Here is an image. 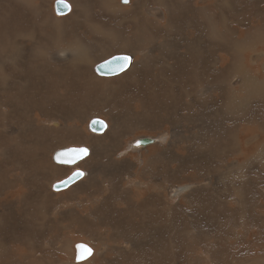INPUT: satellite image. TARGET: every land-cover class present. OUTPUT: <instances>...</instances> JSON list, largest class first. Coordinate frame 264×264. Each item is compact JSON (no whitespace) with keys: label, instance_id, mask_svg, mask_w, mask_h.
<instances>
[{"label":"bare ground","instance_id":"bare-ground-1","mask_svg":"<svg viewBox=\"0 0 264 264\" xmlns=\"http://www.w3.org/2000/svg\"><path fill=\"white\" fill-rule=\"evenodd\" d=\"M56 1H52L53 14L59 21L55 25L61 27L67 22L74 21L77 15L80 16L83 22L81 27L83 42L71 41V34L64 30L46 37L43 28L41 29L38 52L42 55V60L38 67L47 70L42 79V89L46 90L42 101L44 104L54 101L61 108L76 107L77 111L67 109L64 115L70 117L68 120L51 117V115L41 116L38 113L33 115L36 108L33 109L34 112L28 114V116L33 115V119L29 118L30 124L33 122L38 129L54 131L58 134L57 145L48 156L54 171L58 170L59 177L38 176V173L34 172L36 178L32 180L39 181V183L26 182L27 173L32 172L28 171L24 165V159L27 158L24 152H19L23 155L19 182L15 183L16 181L10 176V172L16 168L8 169L0 166V197L4 190H8L12 197L6 203L10 206H17L16 194L22 193L21 197L28 207L22 208L27 217L24 229L26 231L29 229L30 221L36 226L35 232L28 238H23L21 242L10 241L9 249L14 254L11 257V264H75L72 260L69 263L67 261L73 258V247L69 244V239L64 238L66 230L72 233V237L80 240L85 239L86 236L91 237L90 241L96 242L97 246L100 245L98 250H103V260L110 254V260L121 264L122 259L116 256L115 252L118 250L126 253L133 252L135 256H138L141 254L140 250L144 241L141 244L138 236L135 235L136 231L142 225L151 229L159 223L164 224V232L160 236L166 239L170 237V239L158 246L170 256L173 248L175 249L173 215L175 208L178 207L170 201L181 194V190L185 188L184 183L178 184V182L175 185V174L184 177L183 172H186L192 165L191 158H189V147H192L190 144L192 145V141L199 140L201 137L198 131L193 133L194 136H189L194 128L190 127V117L207 113H210L215 121L218 120L217 130L221 127L223 132H226V134L224 132L226 138L221 135L223 138L219 141L215 140L218 144L210 146V149L206 146L202 148L198 144V151L203 153L213 148L212 152L218 149L225 153L226 158L233 157V160L225 167L223 174L216 178L214 176L215 180L212 179L213 177L208 179L209 175L204 173L209 183L216 184L218 187L223 182L233 189L232 195H228L227 189H222L226 191L225 202L221 201L222 199L215 201L217 209H223L227 203H233L235 200L240 205L239 214L232 216L235 220L229 221L230 226L226 229L233 245L232 254L230 252L231 261L236 263L237 260L238 264H264V196L259 193L260 190L264 191V180L259 173L254 172L256 179L252 186L244 187L252 180L247 170L251 168L249 166L253 162H257L264 169V0H261L258 6L251 5L246 8L245 13L249 16L250 23L234 28L230 25L234 23L233 15L228 14L230 12L233 14L230 10L239 6V0H128L127 3L124 0H91V17L85 11L88 0H63L69 6L66 9L64 5L63 12L55 10ZM118 1L120 4L116 6ZM93 3L98 4V7H95ZM262 4L263 7H261ZM186 9L191 12L195 10L193 18H188L194 23L188 35L197 30V23H205L202 28L204 33L200 31L198 38L192 35L191 39L190 36L187 43L182 40V43L171 44L167 39V34H162L160 29L168 20L171 23L168 24L167 30L169 32L176 30L183 23L182 17L186 16ZM116 11L120 13L118 23L114 16L105 17L106 14H113ZM7 14L12 19L22 16L16 10ZM234 16L239 24L240 18L238 15ZM43 21H48V16ZM19 27L12 30L13 36L3 39V34L10 29L8 18L0 22L1 52H4L8 46L9 53H13L14 46L10 43L15 37L23 35L28 38L27 33L31 26L19 24ZM238 33H242L241 39ZM185 37L189 38V36ZM99 46L103 48L101 54L97 56ZM114 56H122L123 60H119L121 63L124 61V67L116 74H108L106 72L109 69L108 65L103 67L102 65ZM207 56L220 60L224 65L221 66L220 63L216 66L217 69L221 66L223 70L219 78L211 76L212 73L207 75L212 71L209 65L201 60ZM126 57L131 59L126 60ZM11 62L13 63L10 61V63L0 64V75L3 72L6 74L5 78H0L1 91H6L10 82H22L23 80L25 83L20 89V95L17 93V99L12 98L11 94L6 92L0 93L2 119L6 116L4 111H14L12 104L15 101L23 99L28 102L33 95L26 84V79L15 78L17 77L15 74H19L20 69ZM65 62H74V64L69 66ZM246 63L255 75L249 73ZM82 64L85 66L81 67ZM87 66L91 68V80H87L88 75L85 72ZM100 67L103 70L98 72L96 68ZM67 80L70 81L71 89L75 91L70 99L66 98L67 84L65 81ZM96 82L100 83V87L96 85ZM14 86L17 88L18 84L14 83ZM225 91L227 95L224 98ZM89 102H91V111L94 112L86 122L78 117V111H82L84 105ZM23 111L28 110L26 108L18 110L14 114L15 117L18 119ZM94 118L104 121L103 130H100L97 122L91 130L90 124ZM222 130L221 133H223ZM19 131L20 129L18 133ZM162 131L171 134L164 146L162 143L166 134ZM157 132L161 136L155 142L156 137H151V134ZM132 138H135V142H140L137 145L140 147L138 151L141 150V165L129 159L132 151L125 156L121 154L133 140ZM152 143L153 145H150ZM50 146L49 142L45 143L46 148ZM151 146L157 147L154 153H149ZM83 149H87V154L82 151ZM236 155L243 156L246 161L237 162ZM196 164L191 168L197 172L202 171L198 166H206L209 174L215 166L214 160L206 157L196 161ZM17 175L18 173L15 177ZM9 176L10 181H6ZM67 178L71 179L67 186L54 189L53 185L56 182ZM194 180L201 179L196 177L193 178V182ZM34 185L45 187L38 192L34 189ZM50 187L57 193L52 192V196L58 198V201L49 200ZM13 193L16 194L13 195ZM246 205L250 208L248 213L244 211ZM50 209L54 210L50 211ZM54 212H59V215L54 216ZM4 216L5 213L0 209V232L3 226L1 221L5 220ZM250 220L253 228H256V233L238 229L240 224H245ZM192 224L198 225V222L193 220ZM249 225L251 226V223ZM124 226L132 230L131 236L123 235ZM104 228L109 230L106 231ZM187 232L186 229L183 231L188 240L195 238ZM4 242L5 239L0 237V244ZM122 244H131L132 249L121 246ZM242 244L253 249L254 252L259 248V252L256 251L254 255H250L242 248ZM192 245H196L195 240ZM88 247L79 248L80 257H87L91 253ZM227 249L221 248V257ZM97 259L94 253L90 260L82 264H95ZM140 259L133 257L132 264H138ZM128 260H131V257ZM174 262L182 264L181 261L174 260ZM0 264H5L3 258L0 259Z\"/></svg>","mask_w":264,"mask_h":264},{"label":"rangeland","instance_id":"rangeland-1","mask_svg":"<svg viewBox=\"0 0 264 264\" xmlns=\"http://www.w3.org/2000/svg\"><path fill=\"white\" fill-rule=\"evenodd\" d=\"M52 1L53 0H0V22H3V19L8 18V27L10 28L7 33L3 34V39H7L11 35L13 36L12 30L20 28L19 24L23 25V26H27V25L31 26V28L28 30V33H27L28 38H25L23 35H19L12 40V42L10 44H12L14 46L13 53H9L10 48L8 46H6L4 52L0 51V64L1 63H7V62L10 63V61H13V63L11 62V64L12 65L16 64L20 69V73L15 74L17 76L15 78L26 79V84L29 87L31 93H33V95L30 97L28 102L24 101L23 99L20 101H15L12 104V107L14 110L13 112L7 111V110L4 111V113L6 114L5 119H2L1 115H0V166L3 168H8V169L16 168L10 172V176L16 181L15 183L19 182V180L21 179V174H22L21 160L23 159V155H21V153H19V152H24L26 154L27 158L24 159V165L27 167L28 171L32 172V173H27V175H26L27 177L25 179L26 182L32 181V182L39 183V181L32 180V178H36V176H35L36 173H34V172H37L38 176L43 175V176H50L52 178L59 177L58 176V173H59L58 170L54 171L53 165L51 164V161H50L49 156H48L49 153L57 145L58 134L54 131H47L44 129L36 128L34 126L33 122H31V124H30L29 118L33 119V115L38 113L41 116L51 115V117L68 120V119H70V117L68 118L64 115V113L67 111V109L71 108L73 110H76V107L64 106L61 108L54 101L52 103H47V104H44L42 101L43 96L46 94V90L42 89V84H43L42 79H44V76H45V73H47V70H46V68L40 69L38 67L39 64L41 63V60H42V55L38 52V41L40 39L41 29L43 28L44 36H46V37L53 36L54 34L58 33L59 31L64 30V31L71 34V36H72L71 41L77 40L81 43L83 42V38L81 35V27L83 25L82 18L77 15V18L74 21L67 22L61 27L56 26L55 24H58L59 21L56 19V17L53 14ZM74 1H77V0H74ZM260 1L261 0H239V3H238L239 6L237 8L230 10L233 12V14L230 11H229L230 13L228 12L229 13L228 15H233L232 20L234 21V23H230L232 28H234L236 26H240V25H247V23H250L249 22L250 19L248 18L249 16L245 13V10H246V8H249V6H251V5H257L258 6L260 4ZM119 4H120L119 1H118V3L116 2V6ZM94 5H95V7H98V4H94ZM122 5H124V4H122ZM261 7H263V4L261 5ZM12 10H16L22 16H20L19 18L12 19V17H10L7 14ZM85 11L91 17V0L87 1V7H86ZM186 12H187L186 16L182 17L183 18V23H181L182 25H180L176 30L173 29L174 31L171 30L170 32L167 30L168 24L171 23L168 20H166L164 22V27H162L160 29L162 31V34H167V39L170 41L171 44H175L176 42L177 43L181 42L182 40H185L184 42L187 43L188 39H190V36H191V39L193 38V36L198 38L200 31H202V28L205 25V23H203V24L197 23V30L194 31V33H192L191 35H188L190 28L194 27L193 26L194 23L191 22V20H189L188 18H190V17L193 18L195 10L193 12H191L188 9H186ZM16 15H14V16H16ZM234 15H238V17L240 18L239 24H238ZM46 16H48V21L44 22L43 19ZM109 16H114L115 21L118 23L119 18H120V13L118 11H116L113 14L108 13L105 15V17H107V18H109ZM180 21H182V20H180ZM242 30L243 29L241 28V31ZM202 33H204V31H202ZM91 34L95 35L94 33H91ZM238 34H239V37L241 39L242 33H238ZM185 36H189V38L185 37ZM6 45H8V44H6ZM102 48H103L102 46H99V48H98L99 51L96 53L97 56H99L101 54ZM211 58L212 57L207 56V58H202L201 60L202 61L204 60V62H206L207 65H209V67L212 71L210 73H207V75L209 76L212 73L211 76H213L214 78H219L221 73H223L221 66H224V65L221 63L220 60H216V58H212V59ZM32 63H34V65H32ZM65 63L69 66L74 64V62H65ZM220 63H221L220 69H217L216 66H218V64H220ZM246 65H247L249 73L255 75V73L250 68V66L247 63H246ZM83 66H85V65L82 64L81 67H83ZM9 67H10V65H9ZM10 68L12 70H14L13 67H10ZM212 68H214V69H212ZM218 71H220V72H218ZM85 72L88 75L87 80H91V68L89 66L86 67ZM5 77H6V74H5V72H3L0 75V78H5ZM10 80H11V78H10ZM14 83L18 84L17 88H14L15 87ZM24 83H25V81H23V80H22V82H18V81H15L13 83L10 82L7 86L6 91H1L2 89L0 88V93L6 92L8 94H11L12 98L17 99V93L20 95V89ZM65 83L67 84L66 98L70 99L74 96L75 91L73 89H71V84H70L69 80L65 81ZM96 85L100 87L99 82H96ZM55 91H57V89ZM226 95H227V91H225L224 98L226 97ZM0 103H2L1 96H0ZM25 108L28 111L27 112L23 111L21 113L20 117L17 119L14 114L18 110H22ZM35 108H36V111L34 112L33 109H35ZM31 112H34L33 115L28 116V114ZM78 112H79L78 117L83 118L87 122L91 118V114L94 112V111H91V102L86 103L83 107V110L78 111ZM207 117H210V118H207ZM40 118H42V117H40ZM190 119H191V120H189L190 127L191 128L194 127V128L192 130L193 132L191 134H189V136L190 137L194 136L193 133L196 131L200 132V136H201L199 140H196L194 142L192 141L191 142L192 145L190 144V146H192V147H189L190 148L189 158H191V164H192L191 166L197 165L196 161H198L204 157L209 158L211 160L213 159L215 162V166H213L212 169L215 170L217 174L215 173V171H213L211 169V172H210L211 175H210L209 173H207L206 166H202V165H201L202 167L198 166L199 168H201L200 170H202V171H197V172H196V170L192 169L190 166L186 172H183V175L185 174L184 175L185 179H183L184 177L179 176L178 174H175L176 175L175 181H174L175 185H177L178 182H179L178 184H183V183L185 184V188L183 190H181L182 191L181 194H178L175 198L172 199V201H170L171 203H174L176 206L179 207V208L178 207L175 208V210H174L175 216L173 215V217L175 218V219L173 218V221L175 222V230H174L173 239L175 241L174 243H175V249L176 250L173 248V250L171 251V255L169 254L170 256H168V253L163 251V250H160V248L158 246V244H162L164 241H166V240L168 241L170 239V237L169 238L167 237V239L164 236L161 237L162 236L161 234H163V232H164V224L163 223H159L158 225H156V226H159L161 224L160 226H163V227H160V226L156 227L155 226L154 228H151V229L146 225H142L143 228L141 226L140 229L137 230L135 233V235L138 236L141 244H142V241H144L142 246H141V250H140L141 254H139L138 255L139 257H138V256H135L133 254V252L126 253V252H121L120 250H118L117 252H115V255L120 256V258L122 259L121 264H132L133 263V257H136L137 260H139L141 258L140 259L141 261L139 262L141 264H142L143 260H144L143 264H149V263L150 264H167L169 262H171V264H175L174 260L176 262L181 261L182 264H238L237 260H236V263H233L231 261L230 252H231L233 245H232V240L229 239V235L226 232V229L230 226L229 221L233 222L235 220L232 216L235 217L239 214V210H240L239 202L237 200H235V201H233V203H230V202L227 203L223 209H217L215 207V201L222 199L221 201L225 202L224 196L226 194V191H222V189H227L228 195L233 194L232 193L233 189H230V187L226 183H223V182L217 187L216 184H212L211 182L209 183V180H208L209 178H212V177H213L212 179L215 180L216 177L223 174L225 167H227L228 162L233 160V157L226 158L225 153L220 152V150H218V149H217L218 151L216 150V152H212L213 148L211 151H208V152L205 151L202 153V151H198V144H200V146L202 148H205V146L209 148L210 146H215V144H218V143H216L215 140L219 141L223 137L226 138V135H224L225 131L223 132L221 127L219 129L220 131L217 130L218 129V123H216V122H218V120L215 121L211 117L210 113L200 115V116H194V117L191 116ZM193 119H195V120H193ZM258 120H261V119H258ZM207 121H209V122H207ZM227 123L229 124V122H227ZM197 125H198V127H197ZM58 126H55V127H58ZM204 126L206 127V129ZM18 129H20L19 133H18ZM221 130L223 133H221ZM216 131H217V133H215ZM169 132H171V130ZM158 133L159 132L151 134V137L152 136L154 138L156 137L155 142H157V139L161 136V134L160 133L158 134ZM162 133H164V132L162 131ZM155 134H157V135H155ZM164 134H166V137L162 143V146L166 145L168 142L167 140L170 139V137H171V134H168V133H164ZM218 134H219V137H218ZM225 134H226V132H225ZM202 135H203V138H202ZM210 135H211V137H209ZM216 137H218V138H216ZM18 138H19V140H15ZM134 139L131 140L132 142L130 141L128 146H126V148L121 152V154L123 156H125L128 153H131V151H132V155L129 157V159H131L133 161H137V163L140 164L141 163V160H140V157H141L140 151L141 150L138 151L139 146L137 145L140 142L139 141L135 142ZM258 139L261 140V137L258 136ZM139 140H140V138H139ZM202 140H203V142H202ZM47 142H49L51 144V146L49 148L45 147V143H47ZM212 142H214V143L212 144ZM150 145H153V143ZM195 145L197 147L194 148ZM134 148H136V149H134ZM141 148H143V147L141 146ZM208 148H206V149H208ZM149 149H150L149 153H154L157 150V147L151 146V147H149ZM221 151H223V150H221ZM137 153H139V154H137ZM199 153H201V154H199ZM211 156H212V158H211ZM200 157H202V158H200ZM236 158L238 159L237 162H240V163H243L244 161H246V159L243 156L236 155ZM233 163H234V161H233ZM249 167H251V168H249ZM249 167H248L249 169L247 170V172H249V174H251L252 180L249 181L247 183V185L244 187H251L252 186L253 181L256 179V175L254 174V172L259 173L260 177L264 180V169H262L261 166L257 162H255V163L253 162L252 165H250ZM205 168H206V170H205ZM190 171L193 173H191ZM258 171H260V172H258ZM199 172H201V173H199ZM17 173H18V175L15 177V175ZM204 173L209 175L208 179L206 178ZM12 174H14V176ZM10 176L6 178V181H10ZM214 176H215V178H214ZM196 177H200L201 180H198V181L194 180V182H193V178H196ZM44 187L45 186H43V185H34V189L38 192H40ZM193 188H194V190H193ZM52 192L54 194H57L56 192L52 191L51 187H50L48 194L51 195V197L49 196L50 197L49 200L58 201L57 200L58 198L56 199L54 196H52L53 195ZM259 193L261 196H264L263 190H260ZM14 194H16V193H13V195ZM190 194H192V195H190ZM21 195H22V193L19 195L16 194L15 203L17 204V206L16 205L10 206V204L6 203L12 197L8 190H4V193L2 192V197H0V209L3 210V212L5 213L4 218L6 220V221L5 220L1 221V225H3V226H2V230L0 232V237H3L5 239V242L3 244H0V249H1L0 250V259L3 258V260H5V264H11L12 263L11 257L14 255L11 252V250L9 249L10 241L11 240H17L18 242H21L23 240V238H28L30 234H33L35 232V228H36V226L34 224H32V221H30L31 224L29 226V229L27 231L24 229L25 225L27 223V217L25 216V213L22 210V208H25L27 206L25 205V201H24V199H22ZM65 201H67V200H65ZM184 202H188V203H184ZM185 205H186V208H185ZM200 205H201V208H200ZM181 206H182V208H180ZM189 209H191V211ZM244 209H245L244 211L246 213H248L250 211V208H247V205L245 206ZM53 210L54 209H52V210L50 209V211H53ZM232 210H234V211H232ZM192 211H194V212H192ZM190 212H192V213H190ZM6 213H7V215H6ZM197 213H199V214H197ZM53 214H54V216H58L59 212H54ZM187 218L189 221L186 220ZM25 220H26V222H25ZM193 220H196L198 222V225L192 224ZM209 220H210V222H209ZM251 220L246 222L245 224H240L241 226H239L238 229H240V228L246 229L252 233H256V228H253L254 226L252 225ZM186 221H188V222H186ZM11 222H13V224H11ZM220 222H221V224H220ZM223 223H225V224H223ZM249 223H251V226L249 225ZM145 226H146V228L147 227L149 228V229L147 228L148 231L146 230ZM185 229H186V231H188L187 232L188 234L192 235L195 238L191 237L192 239L188 240L187 235H185L183 233V231ZM104 230L108 231L109 229L104 228ZM217 230H218V232H217ZM12 231H14V232L12 233ZM157 231H159V232H157ZM122 233L124 236L128 237V236L132 235V230L130 228H127L124 226ZM179 233H180V236H179ZM212 233H214L215 235ZM146 234H147V236H146ZM106 236H107V238H109L108 235H106ZM71 237H72V233L69 232V230H66V232L64 233V238L67 240L69 239V241H70L69 244H71V247H73V250H72L73 258L67 260L68 263L71 262V260H72V262L75 264H79V263L82 264V263L90 260L91 256L94 253H96L97 258H98L95 261V264H114V263L116 264V263H119L118 261L115 262V260H110L111 259L110 254H108L107 257L103 260L102 259V256H104L103 250L102 249L98 250L100 245L97 246L96 242H94L92 240L90 241L89 238H91V237L86 236V238L83 240L82 239L80 240L74 236L72 238ZM210 237H213V238L210 239ZM225 237H226V239H225ZM147 238H149V239H147ZM123 239H126V238H123ZM161 239H163V240H161ZM184 239L186 240V242ZM71 240H72V242H71ZM193 240H195L196 245H192ZM73 241H74V243H73ZM206 241H207V244H206ZM98 243H100V242H98ZM112 243L113 242L111 241V244ZM146 243H148V244H146ZM154 244H156V245H154ZM187 244H188V246H187ZM145 245H147V246H145ZM183 245L185 246V248ZM83 246L86 248L89 246L88 249L91 250L90 251L91 253H89V255L87 257H80L79 256V252H80L79 248L83 247ZM121 246L128 247V248H130V250L132 249L131 244H129V245L128 244H122ZM202 246H205V247H202ZM151 247H152V249H154V247H155V249L152 251ZM34 248H35V246H34ZM202 248H204L205 250ZM221 248H225V249L228 248L227 252L222 257L220 256ZM242 248L245 251H247L248 254H250V255L251 254L254 255L256 253V251L259 252V248H257L254 252V251H252L253 249L248 248L245 244H242ZM250 251H252V252L250 253ZM188 252H189V254H188ZM198 252H199V254H198ZM160 253H162V254L164 253V254L161 255ZM231 254H232V252H231ZM2 255H4V256L2 257ZM155 255H157V256H155ZM224 256H226V258ZM130 257H131V260H128V259H130ZM144 257H147V258H144ZM142 258H144V259L142 260ZM169 258H170V260H169ZM224 258H225V260H224ZM196 260H198V261H196ZM156 261H158V263ZM24 262L28 263L26 260H24Z\"/></svg>","mask_w":264,"mask_h":264},{"label":"water","instance_id":"water-1","mask_svg":"<svg viewBox=\"0 0 264 264\" xmlns=\"http://www.w3.org/2000/svg\"><path fill=\"white\" fill-rule=\"evenodd\" d=\"M64 5H65V8H66V9L69 8L68 4L64 3V1L61 2V0H57V1L55 2V10H56L57 12H58V11H59V12H63L64 9H62V8H63ZM121 57H122V56H114L112 59H110V60L107 61L106 63H103L102 67L108 65L109 69L106 70V72H107L108 74H116V73L120 72V71L123 69V67H124V66H123L124 61L121 63L120 60H119V59H122ZM117 59H118V60H117ZM115 60H116V61H115ZM122 60H123V59H122ZM97 66H101V65H97ZM96 70H97L98 72H101V70H103V69L100 67L99 69L96 68ZM112 71H114V72H112ZM97 121H99V122L101 123V124L99 123L100 130H103V128L105 127V123H104L103 120L98 119V118H94V119L91 120V124H90V128H91V130L94 129V123H96ZM101 125H102V126H101ZM77 172H80V171H77ZM70 180H71L70 178H67V179H64V180H62V181H60V182H56V183L53 185V187H54V189H56V188L61 187V186H64V185L67 186V185L69 184Z\"/></svg>","mask_w":264,"mask_h":264},{"label":"snow or ice","instance_id":"snow-or-ice-1","mask_svg":"<svg viewBox=\"0 0 264 264\" xmlns=\"http://www.w3.org/2000/svg\"><path fill=\"white\" fill-rule=\"evenodd\" d=\"M61 2H63V0H61ZM124 2L127 3L128 0H124ZM125 59H126V60H130L131 58L126 57ZM97 123H100V122L97 121ZM82 151H83L85 154H87V149H83Z\"/></svg>","mask_w":264,"mask_h":264}]
</instances>
